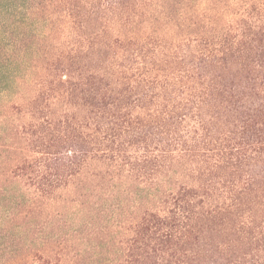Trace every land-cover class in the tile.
Wrapping results in <instances>:
<instances>
[{"label": "trees", "instance_id": "obj_1", "mask_svg": "<svg viewBox=\"0 0 264 264\" xmlns=\"http://www.w3.org/2000/svg\"><path fill=\"white\" fill-rule=\"evenodd\" d=\"M0 264H264V0H0Z\"/></svg>", "mask_w": 264, "mask_h": 264}]
</instances>
